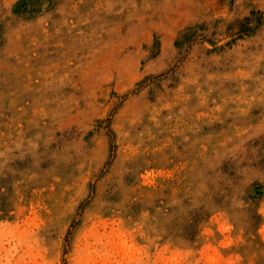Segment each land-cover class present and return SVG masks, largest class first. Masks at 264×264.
Wrapping results in <instances>:
<instances>
[{
	"label": "rangeland",
	"instance_id": "1",
	"mask_svg": "<svg viewBox=\"0 0 264 264\" xmlns=\"http://www.w3.org/2000/svg\"><path fill=\"white\" fill-rule=\"evenodd\" d=\"M0 264H264V0H0Z\"/></svg>",
	"mask_w": 264,
	"mask_h": 264
}]
</instances>
